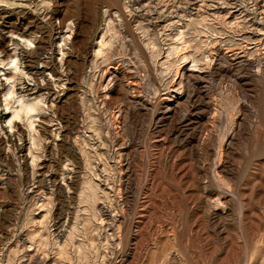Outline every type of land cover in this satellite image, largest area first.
<instances>
[{
    "label": "rangeland",
    "instance_id": "rangeland-1",
    "mask_svg": "<svg viewBox=\"0 0 264 264\" xmlns=\"http://www.w3.org/2000/svg\"><path fill=\"white\" fill-rule=\"evenodd\" d=\"M0 264H264V0H0Z\"/></svg>",
    "mask_w": 264,
    "mask_h": 264
},
{
    "label": "bare ground",
    "instance_id": "bare-ground-1",
    "mask_svg": "<svg viewBox=\"0 0 264 264\" xmlns=\"http://www.w3.org/2000/svg\"><path fill=\"white\" fill-rule=\"evenodd\" d=\"M33 33V32H32ZM58 34V33H57ZM23 40H25V42H26V44L27 45H30L31 44V42H32V40H29V39H24V38H22ZM104 40H102L101 41V43H100V45L101 46H103V47H105L106 45L104 44L105 43V41L103 42ZM98 43V44H99ZM96 47H98V46H96ZM97 50V49H96ZM99 50V53L101 52V48L100 49H98ZM96 52H98V51H96ZM10 53V52H9ZM97 54V53H96ZM101 54V53H100ZM97 55H99V54H97ZM7 59L8 60H10V62H14L15 60H18L19 59V57H18V55H15V54H13V53H10V55L7 57ZM35 73V72H34ZM42 75V74H41ZM8 95H9V93H8ZM21 110L22 111H24V112H26V113H28L29 111H31V109L30 108H26V107H24V106H22L21 107ZM22 152V151H21ZM59 162V161H58Z\"/></svg>",
    "mask_w": 264,
    "mask_h": 264
}]
</instances>
